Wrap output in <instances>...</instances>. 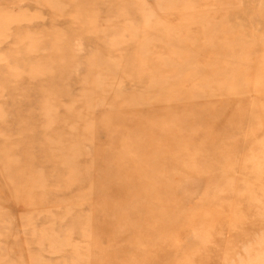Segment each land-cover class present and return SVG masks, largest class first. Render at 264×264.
Returning <instances> with one entry per match:
<instances>
[{"label":"rangeland","instance_id":"obj_1","mask_svg":"<svg viewBox=\"0 0 264 264\" xmlns=\"http://www.w3.org/2000/svg\"><path fill=\"white\" fill-rule=\"evenodd\" d=\"M0 264H264V0H0Z\"/></svg>","mask_w":264,"mask_h":264}]
</instances>
